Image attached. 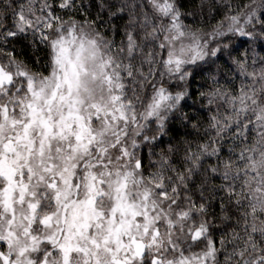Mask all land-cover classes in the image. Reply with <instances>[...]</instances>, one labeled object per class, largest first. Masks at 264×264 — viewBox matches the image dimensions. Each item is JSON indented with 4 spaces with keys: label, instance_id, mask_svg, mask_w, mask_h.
Masks as SVG:
<instances>
[{
    "label": "snow or ice",
    "instance_id": "1",
    "mask_svg": "<svg viewBox=\"0 0 264 264\" xmlns=\"http://www.w3.org/2000/svg\"><path fill=\"white\" fill-rule=\"evenodd\" d=\"M0 264H264V0H0Z\"/></svg>",
    "mask_w": 264,
    "mask_h": 264
}]
</instances>
